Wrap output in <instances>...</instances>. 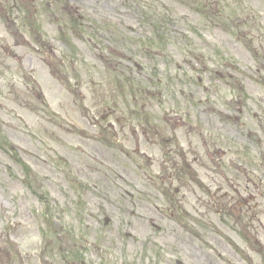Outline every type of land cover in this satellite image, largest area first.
<instances>
[{
  "label": "rangeland",
  "instance_id": "rangeland-1",
  "mask_svg": "<svg viewBox=\"0 0 264 264\" xmlns=\"http://www.w3.org/2000/svg\"><path fill=\"white\" fill-rule=\"evenodd\" d=\"M260 99L264 0H0V264H264Z\"/></svg>",
  "mask_w": 264,
  "mask_h": 264
},
{
  "label": "flooded vegetation",
  "instance_id": "flooded-vegetation-1",
  "mask_svg": "<svg viewBox=\"0 0 264 264\" xmlns=\"http://www.w3.org/2000/svg\"><path fill=\"white\" fill-rule=\"evenodd\" d=\"M253 101V105L251 104V100H249L250 104L248 106L243 104V108L237 107L238 101H236V106L233 105L230 108L225 109L224 114L218 113L221 119L216 121L218 122L216 130L220 133L216 134L217 141H228V144L231 142L241 150H244L246 147L248 155L251 158L248 164L238 159L239 163L237 168L233 170H243V173H239L238 175H243L244 180H240L238 176L236 178L226 179L228 191L234 193L229 196L227 195L230 199L229 204L233 205L232 207H235L234 204H232L234 203L235 197L237 199L244 197L242 192H248V197H250L248 202H251L255 201L258 193L261 192L260 187H264V180L262 179V175L258 172V170H264V149L261 148L264 146V99ZM247 115L261 119L258 121L257 127L254 124L253 126H246L250 120ZM242 118H247L248 121H243L241 120ZM223 134H228L229 136L224 137ZM204 145L207 146L206 141L204 142ZM216 151H218L219 159L215 165L217 169H220L223 166L221 156H224L226 151L222 150L220 147H214L213 152L209 153L210 156H214ZM242 165L246 166L243 168ZM224 195H226V193H224ZM246 199L247 198H244L241 203ZM241 205L244 206L243 203ZM7 255L8 254L2 256L5 257Z\"/></svg>",
  "mask_w": 264,
  "mask_h": 264
},
{
  "label": "water",
  "instance_id": "water-1",
  "mask_svg": "<svg viewBox=\"0 0 264 264\" xmlns=\"http://www.w3.org/2000/svg\"><path fill=\"white\" fill-rule=\"evenodd\" d=\"M106 222H108V220H106Z\"/></svg>",
  "mask_w": 264,
  "mask_h": 264
}]
</instances>
